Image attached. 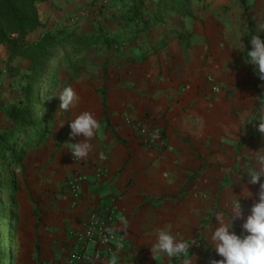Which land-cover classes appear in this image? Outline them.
Listing matches in <instances>:
<instances>
[{
    "label": "crops",
    "instance_id": "1",
    "mask_svg": "<svg viewBox=\"0 0 264 264\" xmlns=\"http://www.w3.org/2000/svg\"><path fill=\"white\" fill-rule=\"evenodd\" d=\"M194 9L193 18L178 16L193 33L190 42L174 33L157 51L143 50L141 43L138 52L103 71L97 86L73 82L79 101L61 114V131L67 136L56 156L62 160L64 154L67 169H79L88 179L81 185L78 207L71 205L69 195L52 207L43 200L29 208L18 250L25 264H69L74 230L92 209H104L112 201L118 207L112 227L127 245L115 255V264H183L185 258L208 264L210 258L222 259L209 237L219 226L215 216L223 213L231 219L237 202L244 219H235L232 231L248 234L242 224L258 200L259 185L247 184V168L255 162L245 158L247 152L264 148V136L253 139L260 97L253 66L241 57L247 43L244 10L224 14L211 5L203 15ZM143 51L146 60L129 62ZM261 89L264 93V83ZM84 111L93 113L101 127L89 141L93 147L88 158L75 161L65 144L83 139H70L69 123ZM126 117L142 120L149 130L154 122L163 126L164 141L145 143ZM242 186L250 197L245 198ZM160 230L187 241L188 257L159 254L154 259L150 247ZM113 258L107 254L102 264H112Z\"/></svg>",
    "mask_w": 264,
    "mask_h": 264
},
{
    "label": "rangeland",
    "instance_id": "2",
    "mask_svg": "<svg viewBox=\"0 0 264 264\" xmlns=\"http://www.w3.org/2000/svg\"><path fill=\"white\" fill-rule=\"evenodd\" d=\"M132 1L53 0L52 3L48 1V3L38 4L42 26L38 31L33 32L34 35H39L42 30L70 27L76 29L77 35L100 33L105 36H116L119 40V52L121 54L115 55L113 59L111 56L117 53L107 55V51L103 47L92 46L88 49H80L78 46H66L63 49L65 54L61 57L63 59L59 60V68L54 65L52 79L39 86L41 107L37 108L36 118L42 124L47 123L48 132L40 139H38V134L42 131L29 129L25 133H21L17 147L25 149L23 164L20 166L15 164L11 167L3 165L0 168L2 176H15L19 184L18 191L14 195L9 193L0 195V200L3 201L5 207V214H8L6 208L10 204L16 218L12 222L7 221L3 228L5 232H12V240L8 237L5 239L4 235L0 236V264H9V256L14 254L17 255L16 258H13L15 264H25L23 256L19 255L18 250L25 239L24 232L29 208L34 207L36 202L40 203L43 200L50 204L47 207H52L55 200L68 198L69 195L70 203L72 201L68 179L80 170L67 169L63 159L65 158L64 154L61 155L62 160L56 156L58 148L60 145H64L67 136V132L61 131L60 127L61 114H63L59 110L60 91L65 87H72L75 81L84 82V84L85 82L92 83L97 86L98 82L101 81L102 74L124 62L123 54L133 53L134 50L138 52L141 43H144L143 50L147 49L153 52L162 46V42L159 40L161 34L166 33L164 41L168 43L169 35L174 34V29L180 27L182 32L189 31L186 25L180 24L179 15L174 14L165 17L167 24L153 25L151 29L136 34L135 23L129 21V16L132 13ZM146 2L152 4L150 0H146ZM211 5L218 6L224 14L237 15L239 14V7L243 9L240 0H194V8L197 11L200 10V14L203 15ZM249 6V13L252 15L253 24L257 30V26L264 23V0H249ZM242 19L244 20V30L247 33L248 26L244 13ZM260 33L264 34V32ZM111 50L114 51L115 47ZM142 56L148 57L147 52L143 51ZM137 57L140 58L141 56L137 55ZM79 59L83 61L79 63ZM29 66V60H11L5 49H0V130H5L13 125L7 115V109L12 103L23 97L22 86L30 73ZM251 69L253 71V67ZM50 105L53 107L48 109ZM43 128L44 125L41 126V130ZM256 138L253 135V139ZM37 141L39 143L35 144ZM247 160L249 161V158H245V161ZM86 179H88L87 176Z\"/></svg>",
    "mask_w": 264,
    "mask_h": 264
},
{
    "label": "trees",
    "instance_id": "3",
    "mask_svg": "<svg viewBox=\"0 0 264 264\" xmlns=\"http://www.w3.org/2000/svg\"><path fill=\"white\" fill-rule=\"evenodd\" d=\"M49 0H0V47H4L6 54L11 60H29L30 73L25 78L22 86L23 97L15 103H12L7 109V115L11 119L13 125L5 130H0V168L4 166L22 165L25 157V149L17 147V141H20L21 133H25L29 129L35 131H42L38 134V139L45 136L48 132V125L37 121L36 111L41 107L40 100V85L46 81H50L53 76L54 65L59 68V60L65 52L63 49L66 46H78L81 48H89L92 46L105 48L107 55H120V44L116 36H105L100 33L90 35H77L76 29L70 27L58 28L55 30L48 29L39 35H34L42 26L40 15L38 11V4L47 2ZM152 4L147 3L146 0H133L132 13L129 16V21L135 23V33L151 29L153 25L167 24L166 16L174 14L181 18L195 17L194 0H150ZM244 10V18L247 22L248 32L246 33L247 43L241 51V57L249 59L247 51L251 50L249 40L252 35L259 34L264 40V34L258 33L254 27L252 15L250 12L249 0H240ZM154 6V7H153ZM153 7V8H152ZM146 10V13H144ZM176 37L183 42H190L193 38V33L190 31L182 32L174 29ZM166 34V33H165ZM34 35V37H33ZM165 39H161L162 45L165 44ZM115 47V50H111ZM113 51V52H112ZM129 57L130 54H123ZM146 56L132 58L129 62L136 60H146ZM79 59L78 62H82ZM76 62V63H78ZM261 81L256 76L255 85L259 93L260 102L255 109V120L259 122L263 116L262 109L264 106V93L261 89ZM106 103V99L103 98ZM46 108L48 106H45ZM53 107L50 105L48 109ZM44 128L41 130V126ZM260 133L255 129L254 138L258 137ZM19 137V138H18ZM37 141L35 144H38ZM6 160V163H5ZM19 184L15 176L5 177L0 174V195L9 193L14 195L18 191ZM5 207L3 201L0 200V236L4 235L5 239L8 237L12 240V232L3 231L7 221L16 220L13 214L11 205H7L5 214ZM8 219V220H6ZM17 255L9 256L8 263L15 264L14 259ZM182 259L184 256H181ZM188 257V256H187ZM1 262V260H0Z\"/></svg>",
    "mask_w": 264,
    "mask_h": 264
},
{
    "label": "clouds",
    "instance_id": "4",
    "mask_svg": "<svg viewBox=\"0 0 264 264\" xmlns=\"http://www.w3.org/2000/svg\"><path fill=\"white\" fill-rule=\"evenodd\" d=\"M257 32H264V23L257 26ZM249 43L251 50L247 51L249 58L247 64H251L257 77L264 81V40L259 34H256L251 36ZM59 100V110L66 112L79 101V96L73 87L68 86L60 91ZM254 126L264 136V116ZM60 127H63V124ZM69 127L71 129L70 139L81 136L83 139L65 145L74 160L87 159L93 147L89 141L97 135L101 127L99 121L93 113L84 111L69 123ZM246 154L249 159L255 162L253 166L247 168V184L259 185L256 194L258 200L253 203L250 209L251 214L242 224V229L248 234L237 235L232 231L233 221L237 218L244 219L239 202L235 203L230 210L231 219H226L223 213H218L215 219L219 226L211 232L209 239L214 245L216 254L222 259L210 258L208 264H264V148L249 151ZM100 159H106L103 153H100ZM243 194L245 198L252 195L246 187H243ZM190 246L183 239L177 240L170 230H160L150 251L154 259L159 254H165L169 258H179L182 255L187 257ZM112 264H115V254ZM183 264H192V262L185 258Z\"/></svg>",
    "mask_w": 264,
    "mask_h": 264
},
{
    "label": "built area",
    "instance_id": "5",
    "mask_svg": "<svg viewBox=\"0 0 264 264\" xmlns=\"http://www.w3.org/2000/svg\"><path fill=\"white\" fill-rule=\"evenodd\" d=\"M126 122L140 131L145 143L153 144L164 141L165 129L163 126L153 123L150 130L142 120L132 122L126 117ZM103 169L98 170L99 176ZM86 180V175L76 171L68 179L71 192V205L78 207L82 199L81 185ZM118 207L115 201L101 209H92L86 222H81V227L74 230L71 242L69 264L81 261L84 264H102L107 254L117 255L123 253L127 247L123 238L117 237L112 222L117 216ZM92 250H88V246Z\"/></svg>",
    "mask_w": 264,
    "mask_h": 264
}]
</instances>
